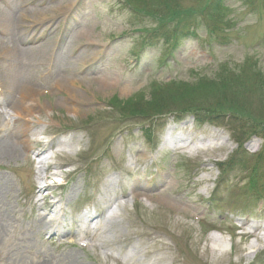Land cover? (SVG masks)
Segmentation results:
<instances>
[{
	"label": "rangeland",
	"instance_id": "obj_1",
	"mask_svg": "<svg viewBox=\"0 0 264 264\" xmlns=\"http://www.w3.org/2000/svg\"><path fill=\"white\" fill-rule=\"evenodd\" d=\"M210 1L0 0L1 88L40 91L36 103L46 110L36 107L34 120L45 142L69 127L65 135L83 140L72 147L70 166L56 169L63 186L48 193L59 204L37 206L45 222L65 221L73 232L39 230L32 219L36 164L0 159L7 181L0 264H71L72 255L73 264H264V250L246 258L253 242L236 231L244 221L264 222V139L253 133L264 130V90L255 85L264 82V0H228L208 15ZM61 77L76 80L85 104L65 108V94L51 87ZM214 78L228 80L223 94L203 90L200 101L220 103L225 126L197 125L192 109L179 113L196 96L165 93L168 105L139 117L122 111L126 102H149L158 87ZM105 79L107 89L99 84ZM0 114L2 123L11 112ZM169 135L175 144L217 147L195 156L196 149L168 151L162 143ZM108 177L107 216L117 224L102 219L92 240L76 227L86 224L82 212H104L95 195ZM149 186L151 202L141 197Z\"/></svg>",
	"mask_w": 264,
	"mask_h": 264
},
{
	"label": "bare ground",
	"instance_id": "obj_2",
	"mask_svg": "<svg viewBox=\"0 0 264 264\" xmlns=\"http://www.w3.org/2000/svg\"><path fill=\"white\" fill-rule=\"evenodd\" d=\"M43 11H39V14H43ZM8 23V21L6 22ZM87 34L84 35V33L78 34V37H85ZM9 42H13L12 40H8ZM10 42V43H11ZM14 43V42H13ZM11 47H14V44L11 43ZM50 59V58H49ZM76 80H71L67 78H56L55 81L51 84V87L56 92H61L62 94H65V97H63L64 101L67 103L68 107H65L67 110L72 111L76 107L85 104V100L80 96V92L77 91L78 86L75 85ZM82 82V81H81ZM81 82L78 80V84L81 86ZM108 81L101 80L99 81L100 86H102L103 89H107ZM83 83V82H82ZM66 84H70L65 86ZM81 90V89H79ZM40 94V91H38L34 87H18L16 84L11 83L7 88H1L0 86V108L7 110L11 112V115L8 117H4L2 123H0V159L2 161L9 163L10 161H16L21 158H23L25 161L28 162L30 165L36 164V175H37V181L42 184L38 188H36L35 193L33 194L32 198H41L43 201H45L46 205L49 206L50 209L53 208L52 201H50L49 193L48 191L50 188H55L56 186L43 183L45 179H47L49 176H52L53 174L47 175L46 171H50L51 169H57L61 168L64 165L69 164V153L72 150V147L76 144L79 145V143L83 142L81 138L77 139L76 141L73 140L72 135H65V132L68 130L69 134H71L72 130L74 128L69 129H63V133L60 134L58 139L51 142H45L42 138V136L45 134V130H43V127L40 126V122L37 123L34 120V114L36 113L37 108L43 109V105H37L36 100L38 98V95ZM37 107V108H36ZM46 110V109H45ZM44 110V111H45ZM3 113V112H2ZM2 115V114H0ZM37 120V119H36ZM68 128V127H67ZM207 144V143H206ZM173 145V146H172ZM192 145V144H191ZM54 147L62 146L64 147L65 151H54ZM171 146V148L169 147ZM197 147H200V151H197V154H201L202 152L205 153L208 151V149L217 147L212 146L208 147L207 145L202 143H198L197 145H194L192 148L184 144H175L173 139L171 140V136L166 140H163L162 143V149H169L175 151L180 150H195ZM53 153V155L56 158H61L59 160L58 164L51 165L49 163L50 157L49 154ZM143 158V157H142ZM46 172V173H45ZM74 172H71L69 175H73ZM161 178L158 179L154 184L160 183ZM35 183V182H33ZM7 184L6 179L3 177H0V194H2L3 190L5 189ZM111 179L110 177L106 178L102 186L98 189L95 195V204L99 208H103V213H91L90 211H85L80 214V218H84L86 220V224L82 227L77 226L76 230L83 234L84 236H89L93 240L96 237V233L98 231V222L103 220H106V224H114L117 222V217L114 215L107 216V211H109V204L112 202L111 195H110V189H111ZM148 185V182H146ZM151 187H146V189H142L141 197L147 198V200L150 201L151 196L149 194H146L150 192ZM73 192V189L71 190V193ZM191 193V192H190ZM132 194V193H131ZM125 195V194H124ZM127 195V194H126ZM178 202L180 203L179 197ZM55 202V204H57ZM59 204V203H58ZM176 211H179L181 209L180 206H176ZM3 209V207H2ZM3 211V210H2ZM4 212V211H3ZM50 214H55L53 211L49 212ZM33 222L36 227H38L39 230L47 232L51 231L54 232L55 229H67L71 232L74 230L70 228V225L68 223H65V221L60 220H50L45 222V214L40 213V209H36L35 215L32 218ZM63 220V219H61ZM249 223H253L250 225ZM75 223H72L74 225ZM117 224V223H116ZM239 225H236V228L239 230V235L241 238H255L257 242V246L254 244L248 245L246 247V258L248 256L254 255L255 253H259L261 248H264V222H251V221H244L243 223H238ZM94 225V226H91ZM91 226V227H90ZM164 227V226H163ZM161 227V228H163ZM249 227V228H248ZM260 234V237H259ZM146 239H152L155 243H158V237H154L153 234H145L144 236ZM130 241V240H129ZM124 242V241H123ZM119 243V242H118ZM83 250H86V247L83 248ZM242 250H238V252H241ZM245 252V250L243 251ZM66 260L69 261V263L74 260V255L67 256Z\"/></svg>",
	"mask_w": 264,
	"mask_h": 264
},
{
	"label": "trees",
	"instance_id": "obj_3",
	"mask_svg": "<svg viewBox=\"0 0 264 264\" xmlns=\"http://www.w3.org/2000/svg\"><path fill=\"white\" fill-rule=\"evenodd\" d=\"M126 2L130 3H142L144 0H125ZM226 1L228 0H211L208 5L205 6L204 11L206 14L210 15L211 13H217L221 7ZM189 32V31H187ZM192 36H194V33H190ZM231 79L234 78L233 75L230 76ZM229 77V81L231 80ZM215 80L217 78L211 79L210 81H198L195 85H185L184 83H179V84H174L170 83L166 87H158L157 89L153 90V92L150 95V100L149 102L145 103L143 105L142 102L139 100L135 101H129L126 102L123 107L124 111L127 115H134V116H141V114H146L147 111H153L154 113L157 112L159 107H164V105L167 102V105L169 104L165 96H163L165 93L170 94L171 96L174 97L175 100H185V95L190 96V97H195L196 99L194 100V106H183L179 109L180 114L185 113L186 111H189L192 109L191 113L195 119V122L198 125L208 123V124H214V125H219V126H225L224 124L222 125L221 122H219V117L222 114V112L216 111V110H221V104L218 103L215 107H213L212 104L209 103V106L207 105V101L205 103H201L200 101V93L203 90H210L212 88L213 91H221L223 94L224 88L227 87V83H223L222 81H228V80H217V84L215 83ZM231 82V81H230ZM258 88V90H264V82H261V84H255ZM174 92V93H172ZM177 96V97H176ZM143 99V98H142ZM173 100V99H171ZM261 103H263V117H264V100L263 97L260 100ZM189 109V110H188ZM143 115V116H144ZM238 122L237 120H235ZM239 128L235 125V138H238V133L236 132ZM232 130V129H231ZM233 131V130H232ZM253 133L257 134L261 138L264 139V130L260 129L259 131H253Z\"/></svg>",
	"mask_w": 264,
	"mask_h": 264
}]
</instances>
